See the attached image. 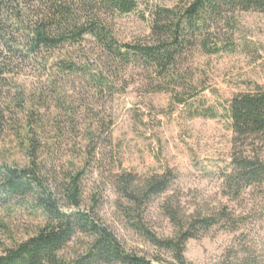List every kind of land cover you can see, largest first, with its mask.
Segmentation results:
<instances>
[{"label":"rangeland","instance_id":"1","mask_svg":"<svg viewBox=\"0 0 264 264\" xmlns=\"http://www.w3.org/2000/svg\"><path fill=\"white\" fill-rule=\"evenodd\" d=\"M178 3L136 0L130 13L107 12L104 18L119 42L147 43L153 39V10ZM203 43L223 46V50L206 53ZM81 47L90 52L87 49L94 45L88 40ZM81 47L65 45L54 57L80 56ZM177 63L179 73L187 78L186 85L176 87L179 97L153 91L150 73L131 65L122 71L123 79L116 67L110 68L111 88L101 87L100 91L83 75H60L58 88L64 107L59 108L48 84L56 67L18 62L3 76L0 103H9L22 88L30 106L37 98L33 93H39L43 107L33 130L41 143L38 157L44 162L43 172L52 183L68 172L83 171V206H89L94 198L101 221L127 250L171 260L169 252L154 247L124 219L115 204L114 175L122 170L139 176L171 170L174 178L167 193L146 206L149 229L160 236L172 233L160 211L165 197L180 201L185 210L207 213L224 207L233 225L221 222L199 238L189 239L187 260L192 264H239L242 260L264 264V183L249 186L237 196L225 187L234 150L229 99L238 92L254 90L256 84L264 87V12L240 11L212 22L210 31L199 36ZM177 98L185 102L179 104ZM65 108L72 110L71 115ZM203 111L205 115H201ZM16 114L0 138V164L23 165L27 161L19 141L25 117L23 112ZM256 144L264 158V138ZM1 219L7 229L0 232V251L3 244L22 238L26 226L31 225L26 210L20 208L13 213L3 211Z\"/></svg>","mask_w":264,"mask_h":264},{"label":"trees","instance_id":"2","mask_svg":"<svg viewBox=\"0 0 264 264\" xmlns=\"http://www.w3.org/2000/svg\"><path fill=\"white\" fill-rule=\"evenodd\" d=\"M135 7L136 0H0V86L6 79L3 76L18 62L41 63L43 68L52 63L56 69L48 77V84L55 106L62 108L60 75H83L99 90L111 88L110 68L116 67L123 79L122 71L137 66L150 73L153 91L179 97L176 87L186 85L187 78L177 69L178 58L196 44L199 36L210 31L212 22L240 11L264 12V0H179L173 7L158 6L151 14L152 41L121 43L104 15L130 13ZM88 40L94 45L87 49L90 52L81 47ZM65 45L84 49L80 56L54 57L55 51ZM202 47L206 53L223 50L217 44L203 43ZM24 92L19 88L9 103H0V138L8 121L14 120L18 111L24 113L19 141L27 160L23 165L0 164V214L24 209L31 225L26 226L22 238L3 244L0 264H192L185 257L189 239L199 238L221 222L233 225L224 207L207 213L196 208L185 210L180 201L169 196L163 199L160 211L173 230L170 235L160 236L145 224V209L153 198L167 193L173 172L139 176L122 170L112 182L118 195L117 208L132 229L157 249L169 252L171 260L127 250L101 221L95 210L96 200L83 206V171L68 172L61 180L55 178L50 183L42 170L44 162L38 157L41 143L33 130V125L40 122L43 102L38 99L39 93H33L37 98L27 106ZM176 101L182 104L185 99ZM64 110L71 115L70 108ZM204 111L201 115H205ZM227 113L234 150L225 187L237 196L249 186L264 183V158L256 144L264 138V87L256 84L252 91L234 94ZM90 137L92 141V133ZM5 229L7 223L1 219L0 232ZM239 264L250 263L242 260Z\"/></svg>","mask_w":264,"mask_h":264}]
</instances>
